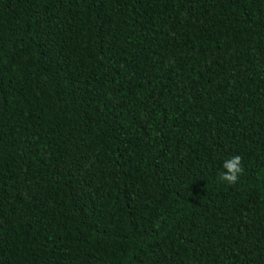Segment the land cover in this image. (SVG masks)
<instances>
[{"label":"trees","instance_id":"obj_1","mask_svg":"<svg viewBox=\"0 0 264 264\" xmlns=\"http://www.w3.org/2000/svg\"><path fill=\"white\" fill-rule=\"evenodd\" d=\"M0 264H264V0H0Z\"/></svg>","mask_w":264,"mask_h":264},{"label":"clouds","instance_id":"obj_2","mask_svg":"<svg viewBox=\"0 0 264 264\" xmlns=\"http://www.w3.org/2000/svg\"><path fill=\"white\" fill-rule=\"evenodd\" d=\"M242 158L240 155H235L230 159H226L223 162V169L219 173V180L227 182L228 184H235L238 181L239 175L242 173L243 168L241 166Z\"/></svg>","mask_w":264,"mask_h":264}]
</instances>
